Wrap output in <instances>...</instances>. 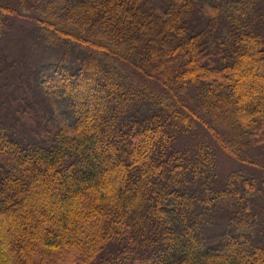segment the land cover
Masks as SVG:
<instances>
[{"label": "trees", "instance_id": "trees-1", "mask_svg": "<svg viewBox=\"0 0 264 264\" xmlns=\"http://www.w3.org/2000/svg\"><path fill=\"white\" fill-rule=\"evenodd\" d=\"M22 2L0 1V42L26 46L23 17L63 59L47 87L0 54V264H264L258 179L220 177L233 153L205 117L264 146V0ZM199 125L213 142L183 146Z\"/></svg>", "mask_w": 264, "mask_h": 264}, {"label": "rangeland", "instance_id": "rangeland-1", "mask_svg": "<svg viewBox=\"0 0 264 264\" xmlns=\"http://www.w3.org/2000/svg\"><path fill=\"white\" fill-rule=\"evenodd\" d=\"M0 1L8 2L9 0ZM66 1L67 0H23L19 8L22 16L24 17H45V15L55 16L60 12ZM12 4L15 5L16 3L12 2ZM12 21H14L13 28H16V26L23 27L24 32L22 33V38L25 40L21 41L25 42L26 46H18L17 48L14 40L11 41L9 38L8 41H6L3 39V41L0 42V54L7 53L10 55V58L25 55L23 60L26 58L33 60V68L38 69L40 72L38 75V83H45L46 86L49 87L51 85V80L59 79L58 74L54 71L55 67L50 64H58L63 59L62 52H59L58 49H54V45L48 44V46L43 43H39L37 37L41 36V33L36 31L35 23L32 21L23 17L21 19H13ZM17 49L19 53L22 52L24 54H15L17 53ZM0 58L2 57L0 56ZM2 80H5L4 74L0 75V84ZM137 80L142 81V76L140 75ZM11 85H13V83H11ZM152 86L153 85H151V87ZM3 93H5L4 89H0V94ZM184 99L187 103L195 105L198 97L192 96ZM223 115L224 113L221 112L215 116H205L207 120H209L218 129L234 154L233 155L225 150H222V148L218 145V172L222 178L230 175L232 172L241 171L244 174H249L251 177H256L258 179L259 185L257 187V191L254 192L255 195L253 196V204L255 205L253 213L259 215L258 218H256V222L259 226L258 230H260V235L264 238V146H251L248 145V141L241 142L239 136L237 135L236 138V133L233 132V128L229 126V118ZM47 116H50V114H47ZM202 138L213 142L212 137L209 135L205 127L199 125L195 130V133L181 136L180 143L185 147H191L196 141ZM218 212L222 213V211ZM246 219L248 218L246 217ZM218 220L219 218L215 219L216 222H210L211 224L205 223L204 229L209 228L213 231V234L222 233V231L226 229L227 224L221 223L220 221L218 222ZM206 221H210V219ZM252 228H257L255 227V223L253 221H251V223L245 222V225H243V229H247V231L252 230Z\"/></svg>", "mask_w": 264, "mask_h": 264}]
</instances>
